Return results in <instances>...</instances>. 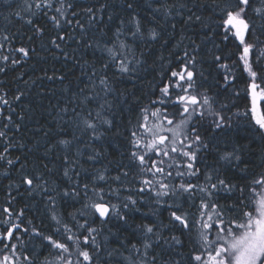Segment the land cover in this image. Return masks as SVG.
<instances>
[{
    "label": "snow or ice",
    "instance_id": "snow-or-ice-1",
    "mask_svg": "<svg viewBox=\"0 0 264 264\" xmlns=\"http://www.w3.org/2000/svg\"><path fill=\"white\" fill-rule=\"evenodd\" d=\"M142 2L126 0L124 7L128 14L122 17L107 15V21L103 20L107 4L77 11L80 5L75 0H56L59 4L56 7L53 0H39L35 4L24 0L21 10L13 13L31 32L27 36L29 42L43 38L46 28L41 26L42 21L50 23L60 30L50 44L61 49V54L68 59L60 42L74 39L65 29L75 25L80 36L76 41L78 46L101 55L96 57L99 69L93 64L87 73L89 84L72 92L62 104L58 103L52 126L46 127L36 121V135L40 138H33L34 145L24 153L23 159L21 156L12 158L10 149L25 148L26 144L21 142L24 137L14 143L15 134L10 137L8 133L12 128L17 133L24 131L22 122L34 117L23 110L15 113V109H11L13 114L4 117L6 122L0 126V140L5 141L0 150V178L9 181V189L19 190L23 186L29 197L39 196L36 211L42 219L41 227H36L32 219L25 222L30 205L18 211L11 204L2 209L6 218L0 219V225L4 226L0 232V253L7 250L8 254L2 255L0 264H264V197L256 202L255 214L244 210L250 206L244 202V188L232 184L224 174L226 168L239 167L244 146L226 143L222 149L216 139L226 128L232 127L233 117L226 113L231 112L234 105L217 107V102L220 93L235 79L233 69L226 62L233 56L236 58L234 66L240 64L248 78L246 91L250 109L243 116L250 117L257 132L264 134V111L260 107L264 103V0H176L171 4L167 0H152L146 4L151 9L148 23L137 11ZM153 3L159 7L153 8ZM33 8L43 10L33 11ZM49 10L55 14L49 15ZM160 16L165 21L171 17L174 22L161 24ZM114 19L118 22L113 30L111 22ZM177 25L182 26L179 33L176 32ZM194 26H197L199 43L188 34ZM201 29L207 31L199 36ZM15 35H3V41L11 42ZM177 36L179 39L173 44L176 51L170 55L178 59L179 71L168 69L172 80L159 88L161 96L150 103H171L179 109L182 118L173 128H166L162 123L151 127L140 123L138 128L144 129V133L130 131L128 147L121 153V159L108 160V134L116 128L114 120L109 118L116 115L109 95L118 93L120 81L135 79L145 68L154 43L163 47ZM217 37L221 43L216 42ZM226 41L233 42L235 53H225L221 44ZM0 47H3L2 43ZM41 47L46 46L42 44ZM14 51L25 58L38 55L36 49L29 46L14 48ZM0 59L9 61L10 57L5 55ZM159 59L163 62L165 57ZM10 62L16 65L20 59L13 58ZM161 69L163 73V63ZM213 69L224 72L223 88L219 81L210 82ZM4 71L5 68L0 67V72ZM45 76L49 80L54 78L47 73ZM173 88L180 89L175 99H172ZM213 88L218 89L215 95ZM23 95L14 99L19 101ZM0 103L8 105L9 101L0 95ZM141 112H147V109L143 108ZM152 116L168 125H173L175 120V115L169 117L167 108L163 112L157 109ZM147 118L145 116L144 120ZM205 127L209 133H214L211 139L201 134ZM144 135L151 136L148 143H142ZM29 153L32 160L28 159ZM171 153L181 157L182 162L167 163L164 157L175 161ZM209 156L212 157L210 164ZM48 157L52 158L50 163L58 159L60 167L54 169L43 164ZM201 162L207 165L203 170ZM32 163L35 166L30 168ZM89 163L91 167H86ZM97 163L101 167H95ZM41 166L43 171L38 170ZM14 170L18 174L16 178L12 175ZM254 183L264 185V179ZM233 191L240 195L231 206L221 205L215 199L219 193L231 194ZM197 198L200 218L190 223L182 212V204L195 206L193 202ZM142 201L156 206L151 208L154 216H158L160 207L169 209V224L157 222L133 226L131 215L141 212ZM13 215L19 223L11 219ZM225 216L229 217L227 221ZM45 221L49 225L47 231L43 226ZM196 223L200 228L194 238L192 225ZM231 224H235L238 231L227 226ZM22 225L29 241L38 239L39 247L47 251L43 261L39 260L36 246L29 247L24 236L17 235ZM125 228L133 229L135 241L123 234L121 230ZM213 228L217 229L216 241H209V232ZM184 236L192 245L187 255L183 252ZM12 240L18 243H10ZM221 240H224L223 244H219ZM213 244L216 246L212 247ZM21 248L25 251L18 256ZM208 248L212 250L208 251Z\"/></svg>",
    "mask_w": 264,
    "mask_h": 264
},
{
    "label": "trees",
    "instance_id": "trees-1",
    "mask_svg": "<svg viewBox=\"0 0 264 264\" xmlns=\"http://www.w3.org/2000/svg\"><path fill=\"white\" fill-rule=\"evenodd\" d=\"M29 3H38L39 0H28ZM152 0H143L141 4L138 5L137 11L141 16L145 17V23H148L149 14L151 9L146 7L147 3H151ZM176 2V0H167V3L171 4ZM210 2V0H209ZM75 3L80 5L77 8V11H81V8L88 6H99L101 3L108 5L105 13L103 14V20L107 21V15L117 16H126L128 10L124 7L126 0H75ZM24 0H0V43L3 44V47H0V57L9 56V61H3L0 59V67H4L5 71L0 72V95H4V98L9 101L8 105L0 103V126L5 123L4 117L9 114H13L11 109H15V113H21L22 110L28 115L33 116L31 120L26 119L23 121L24 131L17 133L15 128H12L11 132L8 135L11 137L15 134V140H19L21 136L24 137V140L21 141L26 144L25 148L13 147L10 149V156L14 158L15 156H21L24 158V153L28 152L30 148L34 145V139H39L40 137L36 135V128L38 127L36 121H40L41 124L46 127L52 126L53 117L56 114V106L58 103H63L66 101L68 95L72 92H76L79 88H83L86 84H89L87 73L90 71L91 66L96 64V68L99 69L100 65L96 63V57L100 56L99 52L93 54L91 49H85L83 46H78L76 43L80 39L79 30L75 29V25L68 26L65 31L74 37V39H66V41H61V46L63 51H66L69 55V58L66 59L64 55L61 54V49H55L51 44L50 40L59 32L60 30L53 28V26L48 23L45 24L41 22V26L45 27L46 30L43 34V38H35L33 41L29 42L27 36L31 35L28 27L24 25L23 21L19 17L13 15L14 12L21 10L23 7ZM54 7L59 6L56 3V0H53ZM159 7L158 4L153 3V8ZM33 8V11H42ZM203 11V10H202ZM71 12V9H69ZM55 14L53 11L49 10V15ZM207 15V13H205ZM5 17H9V20H6ZM25 14V19H27ZM82 19L86 21V17L82 16ZM175 19H180L176 17ZM118 21L113 20L111 22V27L114 30L115 25ZM159 22L161 24H167L172 21V18H169V21H165L162 16L159 17ZM181 25H177L176 32L179 33ZM196 27L188 30V34L192 35L194 39H197L199 43V37L196 35ZM207 29H201L199 36L203 35V32ZM16 34L11 42L3 41V35L12 36ZM63 34V33H61ZM111 35V30L108 32ZM99 36V32L96 33ZM179 37L171 39L166 46H161L160 43H154L150 49L151 55L147 56L148 64L143 70H141L138 76L133 80L124 79L120 81L117 85L118 93L113 96L109 95L108 99L114 104V111L116 115L114 117L109 116V118L114 120L116 126L115 130L108 134V141L106 144L108 152V160L119 161L121 159V153L125 151L128 147V136L130 131H139L144 133V129L138 128L140 123H146L149 127L155 124H163L164 127L169 128L172 125H168L166 122L157 119V117L152 116V112L160 109L161 112L167 108L169 117L172 118L175 115L174 125L182 118L179 115V109L174 108L171 103L166 105L156 104L153 105L150 101L157 99L161 96L159 88L162 87L165 83H168L172 78L170 77V72L168 69L179 71L178 59L171 56L170 53L176 51L173 48V44ZM217 43H221L220 38H216ZM187 43V41H185ZM46 47H41V45ZM82 44V42H81ZM21 46H29L36 49L37 54H33L28 58L22 57L21 54L16 53L14 48ZM211 48V45H208ZM221 47L224 48L225 53H235L236 48L233 45L232 41H226L221 44ZM54 53V55H53ZM181 53H177L180 55ZM147 55V53H146ZM137 56H139V51H137ZM165 57V60L162 62L159 57ZM19 58L20 63L16 65L11 64V59ZM235 56L231 60L226 61L229 65V68H232V75L235 76V79L232 80L231 84L227 87L226 91L220 93L217 107L221 104H228L229 106L234 105L231 108V112L226 114L232 116L231 121L232 127L226 128L224 133L219 134L216 139L219 142L220 147L223 149L225 144H238L244 146V153L242 154V161L239 164V167L236 168H226L225 176L232 184L244 188L243 196L246 198L244 202L249 203V207L244 209L245 211H251L255 214V209L257 207V195L260 190L261 184L254 183L255 180H261L264 178V134H260L256 130L254 123L250 122V117L243 116V113L250 109V97L247 94L248 88V78L247 74L241 71V65L235 64ZM210 60V57H209ZM171 61V63H169ZM164 65V71L162 73L161 64ZM264 63V61H262ZM207 64H205V68ZM114 71V70H113ZM53 76L54 78L49 80L45 76ZM111 75V73H109ZM224 72L213 69L211 76V83L219 81L221 88L224 87L223 81ZM63 76L64 79L60 80L59 77ZM91 87V85H89ZM173 92L172 99H175V94L180 92L179 88L171 89ZM218 89L213 88L212 94L215 93ZM239 93L237 96L236 93ZM23 93L21 100L16 101L15 96ZM261 111H264V103L260 105ZM146 108L147 112H141V109ZM51 113V115H49ZM239 113L240 115H235ZM147 116V120H144V117ZM14 115V119H15ZM211 119V118H210ZM219 132V130H216ZM201 134L205 135L209 139L214 133H209L207 127L201 130ZM151 140L150 135H144L142 143H148ZM5 141L0 140V150H2ZM42 151V150H41ZM39 155L40 153H36ZM150 155H152L150 153ZM171 156L175 158V161L169 160L167 157L163 159L167 163H181L182 158L177 156L176 153H171ZM154 159L159 160L160 157L153 156ZM29 160H32V154L29 153ZM52 160L51 157H48L42 161L43 164H49L52 168H59L60 161L57 159L54 162L50 163ZM212 162V157H208V163ZM19 161L17 162V168H19ZM107 163V161H105ZM167 163L164 165L167 169ZM35 163L29 165L30 168L34 167ZM86 167H91V164L85 165ZM203 162L200 163L202 170L206 167ZM246 166V167H245ZM95 167L99 168L101 165L97 163ZM43 171L42 166L38 169ZM175 171V169H173ZM13 177H17V172L14 170L12 173ZM178 179V178H177ZM9 181L7 179L0 178V219L6 218L2 213V209L11 204L12 208L19 210L25 208L26 205L31 207L26 211L25 222L27 219H32L33 224L36 227H41V215L36 211L37 201L40 200L39 196L34 198L29 197L25 192L23 186L16 189L8 188ZM11 193V196L9 195ZM240 193L233 191V193H219L215 199L219 200L221 205L227 204L231 206L236 202V197ZM231 196V198H229ZM11 197H14L12 199ZM192 203H183L182 212L187 215V219L191 223L193 220H198L200 218L199 213V199H195ZM141 212L132 213L131 220L133 226L139 223H157L160 222L164 225L169 224L170 210L166 207H160L158 216L151 215V208H155V205L149 206L143 201L140 204ZM71 211V209H69ZM148 213V215H145ZM228 216H225L224 219L227 221ZM14 222L19 223L16 220V216L13 215L11 218ZM207 220V217H204ZM215 220V216H213ZM44 228L47 231L49 225L47 221L44 222ZM228 227H233L234 231L235 224L227 225ZM179 227V226H177ZM4 226L0 225V232L3 231ZM200 228L199 223L192 225V235L195 238L196 231ZM23 225L21 226V232L17 235L24 236V242L29 244V247L36 246L37 252L40 253L39 260L43 261L45 256L48 255L45 249L39 247L38 239L29 241L27 234L23 233ZM124 235L128 236L129 239L135 241L136 237L133 235L132 228H125L121 230ZM167 232V229H164ZM179 235V231H177ZM222 234V233H221ZM209 241H216L217 229L213 228L209 232ZM185 240V247L183 252L187 255L192 250V245L187 241V237H182ZM227 238V237H226ZM10 243H18L15 240L10 241ZM110 243H112L110 241ZM219 244H223L219 241ZM113 246L114 243H113ZM216 245L213 244L212 247ZM208 251H211L212 248H208ZM25 251L24 248H21L17 253L19 256ZM8 254L7 250L0 255ZM52 257H49L51 260Z\"/></svg>",
    "mask_w": 264,
    "mask_h": 264
},
{
    "label": "rangeland",
    "instance_id": "rangeland-1",
    "mask_svg": "<svg viewBox=\"0 0 264 264\" xmlns=\"http://www.w3.org/2000/svg\"><path fill=\"white\" fill-rule=\"evenodd\" d=\"M173 127H175L174 124L169 128H173ZM162 134L169 135V136L171 135V133H162ZM262 197H264V185L260 186V190H259L258 195H257V201H259ZM221 242L224 243V240H221ZM0 258H2V255H0Z\"/></svg>",
    "mask_w": 264,
    "mask_h": 264
}]
</instances>
